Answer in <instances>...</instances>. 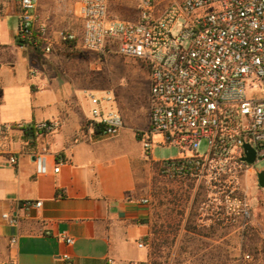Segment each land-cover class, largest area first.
<instances>
[{"label": "built area", "instance_id": "2783aa9c", "mask_svg": "<svg viewBox=\"0 0 264 264\" xmlns=\"http://www.w3.org/2000/svg\"><path fill=\"white\" fill-rule=\"evenodd\" d=\"M71 1L82 27L62 32L61 43H75L87 52L115 53L141 62L148 72L149 121L140 132L147 161L156 163L159 176L167 181L192 183L195 191L201 187V216L235 232L251 231L258 193L264 191L258 181L264 169L255 168L264 159V0H181L164 8L156 0H137L134 20L112 15L111 0ZM14 2L19 8L17 40L51 52L52 35L48 23L39 21V0ZM85 95L92 105L89 125L103 136L117 137L124 119L114 91ZM60 127L58 119L33 126L41 134ZM203 142L207 148L202 153ZM246 146L255 153L254 163L247 160ZM156 147H176L179 154L156 160ZM39 160L43 172L45 159ZM9 162L15 165L17 157L12 155ZM150 202L149 197L140 199L144 205ZM41 205L26 201L22 208ZM3 218L10 225L18 222L10 213ZM59 239L68 247L75 243L67 235ZM63 258L71 257L66 253ZM107 264L148 263L110 258Z\"/></svg>", "mask_w": 264, "mask_h": 264}, {"label": "crops", "instance_id": "0c3cea01", "mask_svg": "<svg viewBox=\"0 0 264 264\" xmlns=\"http://www.w3.org/2000/svg\"><path fill=\"white\" fill-rule=\"evenodd\" d=\"M81 27L82 19L77 31ZM50 31L48 53L1 41L0 264L147 262L152 209L140 203L148 196L139 182L148 170L140 142V132L148 127V104L146 117L123 116L117 137L101 135L89 125L92 105L85 93L104 91L88 75L112 53L61 43L62 30ZM50 119L61 122L58 131L26 135L25 128ZM12 155L15 165L9 162ZM26 201L42 205L24 209ZM6 213L17 224L10 225ZM63 235L74 239L72 247L59 239ZM11 238L17 242L11 244ZM66 253L69 260L63 258Z\"/></svg>", "mask_w": 264, "mask_h": 264}, {"label": "rangeland", "instance_id": "374dc122", "mask_svg": "<svg viewBox=\"0 0 264 264\" xmlns=\"http://www.w3.org/2000/svg\"><path fill=\"white\" fill-rule=\"evenodd\" d=\"M181 0H156L159 8ZM112 15L125 20L137 17V0H111ZM19 8L14 0H0V50L2 42L19 44L16 31L19 27ZM40 22L50 28L77 31L80 17L71 0H39ZM4 26L6 28H4ZM100 63V62H99ZM95 72L88 75L97 89L113 90L124 117H146L148 104V74L138 61L108 55ZM3 132V130H1ZM203 142L200 152H205ZM156 160L177 157L176 147H156ZM148 163L139 185L150 198L152 230L147 240L148 264H264V191L258 193L259 203L251 220V231L235 232L233 227H223L221 221L199 214L200 189L192 183H177L163 179L157 164ZM255 168L264 169V159ZM230 229V230H229ZM250 255V259L246 258Z\"/></svg>", "mask_w": 264, "mask_h": 264}, {"label": "water", "instance_id": "95a60500", "mask_svg": "<svg viewBox=\"0 0 264 264\" xmlns=\"http://www.w3.org/2000/svg\"><path fill=\"white\" fill-rule=\"evenodd\" d=\"M246 149L249 150V156L247 158L248 162L254 163L255 162L254 151L249 146H246ZM258 181H259L260 186L264 188V171L258 173Z\"/></svg>", "mask_w": 264, "mask_h": 264}, {"label": "trees", "instance_id": "16d2710c", "mask_svg": "<svg viewBox=\"0 0 264 264\" xmlns=\"http://www.w3.org/2000/svg\"><path fill=\"white\" fill-rule=\"evenodd\" d=\"M18 42L21 43L20 41H18ZM2 96H3V92H2V89L0 88V104H1ZM16 126L17 125H13V127H16ZM24 130H25L26 135H28V136L34 135L32 133V131L34 130L33 127H28V128H25Z\"/></svg>", "mask_w": 264, "mask_h": 264}]
</instances>
